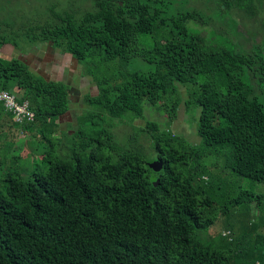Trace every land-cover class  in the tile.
Returning <instances> with one entry per match:
<instances>
[{
    "label": "trees",
    "instance_id": "obj_1",
    "mask_svg": "<svg viewBox=\"0 0 264 264\" xmlns=\"http://www.w3.org/2000/svg\"><path fill=\"white\" fill-rule=\"evenodd\" d=\"M214 1L220 13L254 18L264 11V0ZM91 3L82 13L51 8L24 27L0 20V52L7 44L51 43L84 66L98 90L84 99L94 110L78 117L67 136L59 125L69 111L67 86L0 56V91L27 101L34 113L32 123L14 124L35 139L29 157L36 163L27 178L10 172L0 189V264H234L231 254L240 264H264V236L253 243L250 237L254 224L239 238L222 233L223 247L203 240L221 207L213 188L219 179L202 164L215 156L234 178L264 186V104L251 86L256 79L264 87L262 52L201 37L191 24L203 13H168L166 0ZM135 58L152 70H128ZM179 84L198 85L188 101L200 109L197 145L169 131ZM145 104L168 114L166 128L146 121L140 129L150 153L120 146L110 125L103 126V117L141 119ZM4 114L12 118L0 103ZM147 158L162 162L159 171L147 167ZM252 202L264 214V191L240 188L229 201Z\"/></svg>",
    "mask_w": 264,
    "mask_h": 264
},
{
    "label": "rangeland",
    "instance_id": "obj_2",
    "mask_svg": "<svg viewBox=\"0 0 264 264\" xmlns=\"http://www.w3.org/2000/svg\"><path fill=\"white\" fill-rule=\"evenodd\" d=\"M187 1L166 0V7H168L166 12L172 13L175 9L199 11L203 13L202 20L191 24V27L198 30L201 37L210 38L218 44L220 42L224 43L226 46L230 43L237 44V49H242L245 52H250L255 46L254 52L260 50L264 58V23H261L264 19V11L254 18H250L245 13L235 10L229 14L226 12L220 13L218 12L219 6L214 0ZM156 5L154 4V6ZM91 6V0H0V20L8 18L21 23L24 27L34 23L35 20L39 19L38 16H44L43 14L47 13L51 8L55 12H62L69 8L70 10L74 9L77 13H82L90 10ZM234 23L237 29L234 28ZM18 35L16 41L22 39V32H18ZM206 40L208 41V39ZM146 41H150V39H146ZM0 54L5 59L18 58V60L25 62L33 73L46 80L61 81L67 86L70 101L69 111L61 116L59 120L60 130L65 135L71 136L78 128V117L94 110L84 102L86 96H95L98 93L94 81L84 73V66L79 65L76 60L64 53L62 49L53 48L51 43H38L20 49L12 44H7L1 48ZM127 69H139L148 72L152 70V66L135 58ZM113 70L116 72V69ZM113 70L109 69L108 71ZM251 86L257 93H260V95L256 93L255 95L264 104V87L256 79ZM190 87L198 90V85H178L180 103L173 121L170 122L169 131L184 138L190 144L197 145L201 143V138L196 132L200 109L198 107L195 109L192 102H188L193 91ZM186 101L189 106L185 104ZM164 108L166 109V107ZM103 119H105L104 122L106 121L103 126L110 125L111 131L120 146L133 147L137 144L147 153H150V139L140 129L145 126L146 121H154L161 129L166 128L168 114L166 110L165 112L152 110L145 104L141 119H130L128 116L121 119L108 117H103ZM97 129H100V126ZM65 139V137H62L64 143ZM32 141H35V139L24 131L22 127L14 124L11 117L5 114L0 117V189L5 183V176L10 172L20 171L25 178L29 176L33 165L36 164L32 163V159L30 160L34 154L29 157L31 155L29 152H31L30 143L33 144ZM17 155L21 157L16 160L11 159ZM149 162L148 159L147 163ZM202 164L209 172L210 175L208 176L213 179H219V182L215 180L213 188L215 189V199L221 207L214 214V224L203 235L204 238L201 236L203 240L212 243L215 247H223L226 242L221 236L222 233L230 231L231 234L228 237L231 239L233 237L239 238L244 235L243 232H246L245 228H250L252 224L255 225L252 226L250 233L252 243L256 241V235L264 236V224L260 222L264 214L257 209L255 202L238 206H232L229 203L238 194L240 188L261 193L264 191V186L247 178H234L223 169L222 161L215 156L204 158ZM234 182L236 184L233 186ZM225 205L227 206L225 207ZM232 248V252H235V248L233 246ZM233 256V254L227 256L231 263L240 264ZM242 263L245 262L242 261Z\"/></svg>",
    "mask_w": 264,
    "mask_h": 264
},
{
    "label": "built area",
    "instance_id": "obj_3",
    "mask_svg": "<svg viewBox=\"0 0 264 264\" xmlns=\"http://www.w3.org/2000/svg\"><path fill=\"white\" fill-rule=\"evenodd\" d=\"M0 103L4 111L12 116L13 122L18 124L32 123L34 113L27 101H19L17 96L7 91H0Z\"/></svg>",
    "mask_w": 264,
    "mask_h": 264
},
{
    "label": "water",
    "instance_id": "obj_4",
    "mask_svg": "<svg viewBox=\"0 0 264 264\" xmlns=\"http://www.w3.org/2000/svg\"><path fill=\"white\" fill-rule=\"evenodd\" d=\"M20 61H21V60H20ZM161 165H162V162H161V161H154V162H152V163H149V164L147 165V167H148L149 169H151L152 171L157 172V171H159V169L161 168ZM157 183H158V180L155 181V184H157Z\"/></svg>",
    "mask_w": 264,
    "mask_h": 264
},
{
    "label": "flooded vegetation",
    "instance_id": "obj_5",
    "mask_svg": "<svg viewBox=\"0 0 264 264\" xmlns=\"http://www.w3.org/2000/svg\"><path fill=\"white\" fill-rule=\"evenodd\" d=\"M4 47V46H3ZM11 58H15V57H11ZM18 59V58H17ZM25 63V62H24Z\"/></svg>",
    "mask_w": 264,
    "mask_h": 264
}]
</instances>
